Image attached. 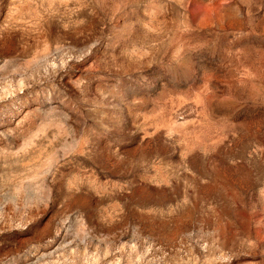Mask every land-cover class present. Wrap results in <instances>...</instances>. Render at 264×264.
Wrapping results in <instances>:
<instances>
[{
  "label": "rangeland",
  "instance_id": "1",
  "mask_svg": "<svg viewBox=\"0 0 264 264\" xmlns=\"http://www.w3.org/2000/svg\"><path fill=\"white\" fill-rule=\"evenodd\" d=\"M0 264H264V0H0Z\"/></svg>",
  "mask_w": 264,
  "mask_h": 264
}]
</instances>
